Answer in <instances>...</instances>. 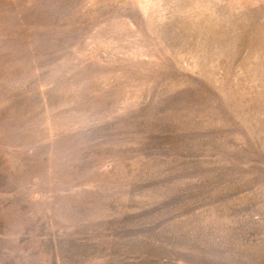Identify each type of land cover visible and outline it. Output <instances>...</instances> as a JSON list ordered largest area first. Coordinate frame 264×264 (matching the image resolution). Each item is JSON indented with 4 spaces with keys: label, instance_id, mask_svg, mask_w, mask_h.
<instances>
[{
    "label": "rangeland",
    "instance_id": "374dc122",
    "mask_svg": "<svg viewBox=\"0 0 264 264\" xmlns=\"http://www.w3.org/2000/svg\"><path fill=\"white\" fill-rule=\"evenodd\" d=\"M0 264H264V0H0Z\"/></svg>",
    "mask_w": 264,
    "mask_h": 264
}]
</instances>
